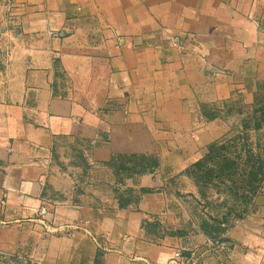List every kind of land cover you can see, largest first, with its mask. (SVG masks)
I'll return each instance as SVG.
<instances>
[{"label":"crops","instance_id":"obj_1","mask_svg":"<svg viewBox=\"0 0 264 264\" xmlns=\"http://www.w3.org/2000/svg\"><path fill=\"white\" fill-rule=\"evenodd\" d=\"M1 10L0 248L42 245L53 264H168L186 232L155 233L172 197L155 174L181 172L240 125L220 108L249 106L264 82V0H13ZM72 63L82 88L65 93L59 76ZM119 152L145 159L127 181ZM124 186L137 194L126 206ZM43 205L45 236L33 229ZM222 234L235 263L264 264V180Z\"/></svg>","mask_w":264,"mask_h":264},{"label":"rangeland","instance_id":"obj_2","mask_svg":"<svg viewBox=\"0 0 264 264\" xmlns=\"http://www.w3.org/2000/svg\"><path fill=\"white\" fill-rule=\"evenodd\" d=\"M1 4L7 5L4 0H0ZM5 13L3 10L0 16ZM2 24L0 23V27ZM66 67L60 73L62 86L61 90L67 93L69 90H81L78 85V79L75 77L71 66ZM74 68V67H73ZM264 87V82L259 84ZM241 105L234 101L225 102L220 108L224 113H232L241 109ZM239 129L238 125L234 130ZM264 142V125L257 132H251V139L258 138ZM206 151L192 162L201 158ZM264 159V158H263ZM144 156L133 152H119L116 156V174L123 181H127L133 176V172L139 168V164L144 161ZM156 161L151 157L150 162ZM181 172H175L172 169L159 171L155 174L156 186L165 189L172 194L167 200V208L165 212L156 214V222L159 223L157 235L167 231H183L186 232L187 244L184 246H175L174 252L169 259L168 264H238L231 258V244L223 236V227L230 219L238 218L247 208L253 194L243 197L242 190H238V196L234 194V190L227 188L224 184L215 182L206 183L203 179L197 178L195 173L187 172V167ZM136 193L127 190L124 187L119 188V203L124 206L132 202L136 197ZM135 199V198H134ZM40 209V208H39ZM50 210L44 216H37L38 223L43 226L34 227L33 229L45 236L52 233L49 224L52 222ZM37 222V221H36ZM199 229L204 235L197 237L193 234L194 229ZM175 252H179L175 256ZM0 264H53L51 258L45 256L44 247L36 246L34 249L26 248L17 250L11 248H0Z\"/></svg>","mask_w":264,"mask_h":264},{"label":"trees","instance_id":"obj_3","mask_svg":"<svg viewBox=\"0 0 264 264\" xmlns=\"http://www.w3.org/2000/svg\"><path fill=\"white\" fill-rule=\"evenodd\" d=\"M239 129L234 127L222 138L208 144L206 153L187 167L204 182L224 184L235 195L256 194L264 180V142L251 139L264 125V87L258 86L253 102L241 107Z\"/></svg>","mask_w":264,"mask_h":264},{"label":"built area","instance_id":"obj_4","mask_svg":"<svg viewBox=\"0 0 264 264\" xmlns=\"http://www.w3.org/2000/svg\"><path fill=\"white\" fill-rule=\"evenodd\" d=\"M4 1H5L7 4H11L13 0H4ZM175 41L178 42V39L175 38ZM47 212H48V209H47L46 206L43 205V206L40 207V209H39V214H40L41 216L46 215ZM178 254H179V252H175V256H177Z\"/></svg>","mask_w":264,"mask_h":264}]
</instances>
